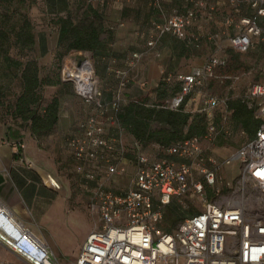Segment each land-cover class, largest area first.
I'll return each instance as SVG.
<instances>
[{
    "label": "built area",
    "instance_id": "built-area-1",
    "mask_svg": "<svg viewBox=\"0 0 264 264\" xmlns=\"http://www.w3.org/2000/svg\"><path fill=\"white\" fill-rule=\"evenodd\" d=\"M229 2L235 11L244 3L253 12L252 16L238 18L234 32L228 37L229 46L245 52L256 39L264 43L261 28L254 20L256 16H264V0ZM192 19L193 12L185 10L152 22L154 35L147 39L145 47L153 48L156 39L164 34L184 38V29ZM80 55L81 51H73L65 58L61 77L72 82L77 95L93 105L96 114L79 124L80 134L70 136L66 146L75 160L95 168L105 181L120 174L123 166L119 165L125 162L120 137L107 138L103 133L108 124L120 128L116 112L128 83V71H116L112 96L105 104L98 96L99 80L91 62L87 58L80 59ZM140 55L138 51L130 54L131 66ZM224 64L223 58L212 56L189 72L177 74L178 90L155 106L177 110L186 96L212 76L215 67ZM260 70L264 73V57ZM168 79L166 76L165 80ZM139 86L143 89L146 82L141 81ZM223 102L215 95H204L199 111L209 115ZM243 102L258 124L253 136L233 155L238 173L231 192L241 191L248 183L257 189L256 199L264 208V82H251L244 92ZM107 110L111 113L107 114ZM216 133V127L209 123L200 136L154 145L156 153L177 157V161L152 158L143 151H136L133 175L125 190L116 192L104 188L101 181L88 204L90 213L97 217L96 224L83 241L75 264H264V210L247 216L241 201L219 195L217 170L232 158L218 161L210 152L209 145ZM16 145L23 146L22 143ZM93 175L92 170L85 171L88 181H92ZM51 184L58 187L53 180ZM170 203L185 209L187 214L170 230H163L160 226L163 208ZM10 216L0 201V225L5 219L11 220ZM13 226L14 230L0 227V248L14 254L16 261L0 257V264H59L45 243L19 222Z\"/></svg>",
    "mask_w": 264,
    "mask_h": 264
},
{
    "label": "rangeland",
    "instance_id": "rangeland-1",
    "mask_svg": "<svg viewBox=\"0 0 264 264\" xmlns=\"http://www.w3.org/2000/svg\"><path fill=\"white\" fill-rule=\"evenodd\" d=\"M242 4L243 6L241 4L238 6L237 11L229 12V9H233L229 0H2L0 2V11L4 16L13 11L9 14L7 23L1 25L9 37L0 38V122L4 126L9 124L14 129H19L21 136H24L21 139L23 147H33L36 151L40 149L39 155L43 162L49 165L48 171L53 174L58 183V201L55 209L57 216L42 230L50 240V248L59 264H75L83 241L95 227L97 217L90 213L88 204L98 184L102 181V187L116 192L122 191L129 187L133 175V167L131 168L129 162H122L119 166H123V171L103 181L95 168L75 160L71 150L66 146L70 136L80 134L79 124L90 115L96 114V110L93 105L86 103L77 95L72 82L62 79L61 68L65 58L72 55L73 51H81L80 59H89L99 80L98 96L100 101L106 104L111 99L116 83V71L127 69L128 81L133 83L131 90L141 91L138 88L141 81L146 82L141 92H148L151 89L149 84L147 86L149 76L147 77L145 73L135 74L134 69L139 59L131 66L129 56L132 52H141L140 57L144 62L145 57L154 53L155 56L158 55L154 57L157 62H170L174 68L173 72L163 76V79L166 76L169 79L165 80L164 91L160 90L159 95L157 93L155 95L157 97L152 100L157 104L176 90L177 74L189 72L192 67L200 66L209 57H221L230 49L228 39L220 41L214 37L215 29L217 27L220 32L228 33L227 38L231 36L235 29L234 25L240 17L237 15L240 13V6L244 10L247 9L246 5ZM119 8L122 9L121 12ZM86 10L99 15L98 17L91 14L89 18L96 23L99 22L102 28L100 31L102 45L96 50L68 47L66 41L60 42L59 39L58 19L70 15L71 20L76 23ZM185 10L193 12V19L184 29V38L179 39L168 34V36L161 35L156 39L153 48L145 47L141 37L146 36L148 39L153 36L151 23L157 21L151 18H165L173 12L181 13ZM21 13L32 25L35 36L33 47L25 46L20 49L13 42L9 25L19 19ZM145 14L148 16L146 17ZM101 15L107 17L109 21L104 20L102 23ZM84 53H86L85 57ZM263 56L264 43L259 40H255L246 52L234 51L232 57L227 59V64L215 67L212 76L206 78L203 84L188 96V98L193 97L194 100L190 102L191 105L186 110L201 114L205 118V114L199 111V101L202 96L215 95L223 99L225 104V98L235 100L236 96L243 93L251 82H264V73L258 66ZM29 59L36 61L38 75L42 79L38 89L42 108L53 99L58 103V114L62 119L59 128L63 131L60 135H54L51 132L45 136L34 137L28 128L13 122L10 117L8 105L13 102L20 90L19 72L15 74L17 69L13 61L25 62ZM100 72L105 74L102 80L99 78ZM220 107L221 105L217 107V110L212 109L208 118L213 120L216 111L219 115ZM106 113L110 114L111 111L107 110ZM68 119L73 121L71 125H68ZM219 120L216 129L221 124L223 127L222 131L214 137V143L216 140H221L223 144H226L224 146L233 149L232 153L220 148L217 150L215 148L213 151L218 161L232 158L228 164L220 165L217 170V186L221 189L219 195L241 201L247 216L260 214L264 208L263 204L256 199L258 197L256 188L247 183L241 191L231 192L238 173V164L233 155L238 147L236 145L246 138L245 131H238L236 135H231L230 124H227L228 119L222 120L219 117ZM153 125L156 124L153 123ZM121 138V143L124 144L126 139L123 135ZM9 144L17 147L15 141L9 140ZM126 147L135 150L128 144ZM146 152L150 155L154 154L153 150ZM128 153L133 157L132 152ZM86 170L94 172L92 179L94 183L86 182L88 181L85 178ZM179 210L182 214H187L185 209L179 208ZM178 219L179 216H171L170 213L163 215L161 229L170 230Z\"/></svg>",
    "mask_w": 264,
    "mask_h": 264
},
{
    "label": "crops",
    "instance_id": "crops-1",
    "mask_svg": "<svg viewBox=\"0 0 264 264\" xmlns=\"http://www.w3.org/2000/svg\"><path fill=\"white\" fill-rule=\"evenodd\" d=\"M241 6H243V4H241ZM241 6L239 9L240 13H238L237 15L252 16L253 12L247 5L245 6V8H247L246 10L242 9ZM229 10H230L229 12L235 11L233 9L232 10L229 9ZM119 11L121 12L122 9L119 8ZM172 11H174V9ZM145 16L147 17L148 14H145ZM100 17L102 23L104 22V20H107V22L109 21L108 18L105 16L101 15ZM151 19L162 21L163 18L153 17ZM254 20L255 23L261 28V34L264 35V16H256ZM228 35H229L228 33L224 34L222 33V31L220 32V29L216 27L214 33V37L216 39L218 38V40L220 41L226 40L228 39L227 38ZM163 36H168V35L165 34ZM146 40H147L146 36L141 37V41H143L144 43ZM256 41H258V39H256ZM231 49L233 48L230 47V49H228L226 53L221 56V58L225 60L226 64H227V59L232 57L234 51L237 53H243L235 49L233 50ZM156 56L154 53H150V56L145 57L144 62L143 59L140 57L138 60V64L134 69L135 74L141 75L145 73L147 77L149 76L148 77L149 83H147V86L149 84L151 89L148 92H141L143 89L140 87L138 88L141 91L138 90L134 91V89L131 90L133 83L131 81H128L127 86L123 89L122 92L123 103L121 102V105L125 104L129 100H136L139 98H144L145 103L151 105L153 103L152 102L153 98L157 97L155 95L157 94L158 91L159 82L162 81L163 85H166L165 78L163 79V76L170 74V72H173L174 68L172 65H170V62H163V61L157 62L156 58H154ZM260 64H261V60L258 65L259 68H260ZM99 78L101 80L104 79L105 74L100 72ZM129 80H131V78H129ZM177 90H178V86L176 91ZM174 92H172V94ZM244 92L238 94L235 100H228L229 97L225 98L226 99L225 104L224 102L219 104L221 105V107L219 108L220 113L218 115L216 111L213 120L208 118L209 115H206L204 113L206 116L205 118L209 121L208 123L213 124L215 127H218V123L220 121L219 117L222 120L224 118L228 119L227 124H230L231 135L233 134L236 135L238 131L242 132V130H244L246 138L243 141L241 140L238 143V145H236L238 147L244 141H246L247 139L253 136L254 130L256 128L255 125L256 120L252 116V111L249 108H247L245 103L243 102ZM192 100H194L193 97L188 98V96H186L184 98L183 100V107H185L184 110H186L187 107L188 108L190 107L191 105L190 102ZM239 102L243 103L245 107L249 109V115H250L249 124L245 126L241 124L240 119L239 120L234 119L232 116L233 111L235 110V106ZM61 120H62L61 116L58 114V120L52 131L54 135L55 134L60 135L63 132L59 128ZM67 122L69 123L68 125H71L70 123L73 121L71 119H68ZM8 126L10 125L8 124L7 126H4L0 122V201L17 222H19L23 227L28 229L36 238L41 240L50 248V240L45 236L42 228L52 223L53 219L57 216V212L55 211V209L58 201V189L57 187H54L51 184V180L55 181L56 183L57 181L55 180L53 174L48 171L49 165L43 162L41 155H39L40 153L38 151L40 149L36 151V149L29 146L26 147L18 146L16 148L10 146L9 140H7L9 139L7 132ZM107 126L109 127L105 128L103 133L104 137L107 138L120 137V139H122L121 136L123 135L124 139H126V141L124 140L125 145L122 143L124 145V150H125L123 161L129 162L131 168L133 167L132 162L134 160L135 157L134 154L136 151H143L147 153L146 152L147 150L148 151L153 150L154 154L150 155L149 153H147L152 158L163 157L175 161L179 160L177 157L174 156H164L159 153H156L154 145L157 144V142L152 141L144 145H141L137 143L133 139L132 135L129 134L127 131H125L122 127L119 126L120 128H118L114 124L113 125L108 124ZM222 127L223 125L221 124L219 128H217V133L222 131ZM23 137L24 136H21V139H23ZM127 144L129 146H132L135 150L128 149L126 147ZM224 145L226 144H223L221 140L220 141L216 140L215 143L213 140L210 146V152L213 154L215 148L216 150L217 148H220L223 149L224 151H229L232 153L233 149L230 147L227 148ZM129 151L132 152L133 157L131 156L130 153H128ZM86 182H90V184L94 183L93 181H86ZM167 213H170L171 216H179V219L185 216V214H182V212L174 203H170L169 205L163 208V215L166 216ZM0 257L10 261H16V256L14 254L1 248H0Z\"/></svg>",
    "mask_w": 264,
    "mask_h": 264
},
{
    "label": "trees",
    "instance_id": "trees-1",
    "mask_svg": "<svg viewBox=\"0 0 264 264\" xmlns=\"http://www.w3.org/2000/svg\"><path fill=\"white\" fill-rule=\"evenodd\" d=\"M8 13L11 14L13 11ZM9 14L4 16L0 11V38L9 37L6 31L1 28V25L9 20ZM91 14L99 17L98 13L86 10L76 23L71 20L70 15L58 19L60 22V42L66 41L68 47L75 48L96 50L100 47L102 45L100 40L102 28L99 22L96 23L94 20L89 19ZM9 26L13 42L18 48L33 47L35 36L32 32V25L25 15L21 13L19 19L11 22ZM13 62L17 69L15 74L19 72L20 90L13 102L8 105L10 117L13 122L28 128L34 137L48 135L53 131L58 120V103L53 99L44 104L42 108L40 104L41 95L38 91L42 79L39 78L38 66L34 59L25 62L14 60ZM163 86L162 82L159 83L158 95L160 90L164 91ZM144 103V98L135 101L129 100L120 105L116 112L120 127L131 134L133 139L141 145L152 141L167 144L191 135L200 136L209 124V121L201 114L184 110L183 104L177 110H169L155 106L156 103L151 105H144ZM239 104H236L232 116L234 119H240L241 124L245 126L249 124V109L243 103L239 102ZM153 123L156 125H153ZM255 123L257 126L258 121L256 120ZM7 132L9 140L18 144L21 143L19 129H14L10 125Z\"/></svg>",
    "mask_w": 264,
    "mask_h": 264
},
{
    "label": "clouds",
    "instance_id": "clouds-1",
    "mask_svg": "<svg viewBox=\"0 0 264 264\" xmlns=\"http://www.w3.org/2000/svg\"><path fill=\"white\" fill-rule=\"evenodd\" d=\"M10 217H11V220H6L5 219V221L0 225V227L2 229H4V230L5 229H12V230H14L15 229V227L13 225L16 222V220L12 216H10ZM17 234H19V231L16 232V235Z\"/></svg>",
    "mask_w": 264,
    "mask_h": 264
},
{
    "label": "bare ground",
    "instance_id": "bare-ground-1",
    "mask_svg": "<svg viewBox=\"0 0 264 264\" xmlns=\"http://www.w3.org/2000/svg\"><path fill=\"white\" fill-rule=\"evenodd\" d=\"M233 202H237V201H233Z\"/></svg>",
    "mask_w": 264,
    "mask_h": 264
}]
</instances>
